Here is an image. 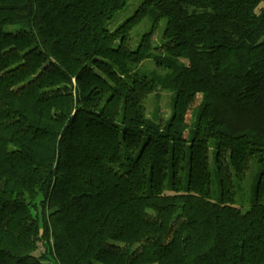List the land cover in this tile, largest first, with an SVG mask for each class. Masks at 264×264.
Returning a JSON list of instances; mask_svg holds the SVG:
<instances>
[{
	"label": "trees",
	"instance_id": "16d2710c",
	"mask_svg": "<svg viewBox=\"0 0 264 264\" xmlns=\"http://www.w3.org/2000/svg\"><path fill=\"white\" fill-rule=\"evenodd\" d=\"M127 1L0 0V264H264V158L246 210L230 182L264 154V0H142L110 46Z\"/></svg>",
	"mask_w": 264,
	"mask_h": 264
},
{
	"label": "rangeland",
	"instance_id": "374dc122",
	"mask_svg": "<svg viewBox=\"0 0 264 264\" xmlns=\"http://www.w3.org/2000/svg\"><path fill=\"white\" fill-rule=\"evenodd\" d=\"M142 0H128L126 5L120 9L106 24V27L112 33L109 45H115L118 43V37L114 33V30L121 25L126 19L135 14L138 10ZM151 13H147L141 17L127 32V37L125 41V48L128 50H134L141 36L148 32L151 33V43L153 46L152 54L150 58L143 60L139 65L135 67V70L140 75H145L147 77L155 78L164 72L158 61L162 60L165 52H163L159 47L163 40V33L165 28V20L160 18L158 20L152 19ZM160 99H156L154 94H150L145 99L146 114L148 117H153L152 111L154 108L158 107L159 112L157 118L166 119L171 113V102H172V92L170 91H160ZM189 118V114L186 115V121ZM264 154L258 153L254 155L248 163V167L244 173L241 180H237L231 172V187L234 192L232 203L240 207L242 211L249 207L250 201L254 195L257 180L259 174L262 172L261 162L263 161ZM210 168L213 169V164L211 162L210 154ZM211 195L216 198L219 192V182L216 172L211 173Z\"/></svg>",
	"mask_w": 264,
	"mask_h": 264
}]
</instances>
